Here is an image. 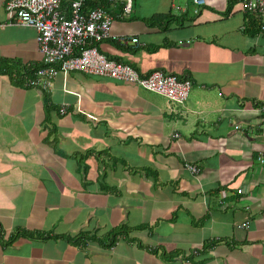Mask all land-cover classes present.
<instances>
[{
  "label": "crops",
  "instance_id": "crops-1",
  "mask_svg": "<svg viewBox=\"0 0 264 264\" xmlns=\"http://www.w3.org/2000/svg\"><path fill=\"white\" fill-rule=\"evenodd\" d=\"M228 1L131 0L128 16L109 3L111 34L139 42L98 50L185 77V104L78 70L46 89L0 71V264H264V120L249 110L264 102V32ZM4 4L0 58L40 64L36 29Z\"/></svg>",
  "mask_w": 264,
  "mask_h": 264
},
{
  "label": "built area",
  "instance_id": "built-area-1",
  "mask_svg": "<svg viewBox=\"0 0 264 264\" xmlns=\"http://www.w3.org/2000/svg\"><path fill=\"white\" fill-rule=\"evenodd\" d=\"M64 0H9L11 18L19 24L31 25L36 29V41L41 53V62L32 67L30 74L25 73L15 79H21L25 86L49 88L59 74L66 75L72 70L88 74L105 76L112 79L136 83L145 89L160 93L170 101L183 103L187 100L190 81L161 70H153L141 75L131 65L107 57L101 53L96 43L105 38H113L122 43H137L135 35L113 36L110 26L113 14L102 5L83 11L85 0H72L64 9ZM117 1V0H109ZM203 3L205 0H194ZM246 13L260 19L259 29L264 32V0H239ZM115 4V3H114ZM114 6V5H113ZM115 7V6H114ZM131 10V0L122 2L123 14ZM264 117V105L258 107ZM59 111L68 112L66 103ZM178 136V133L174 134ZM263 159V155L259 156ZM185 168L197 174L199 167L185 163ZM244 222L241 227L246 226Z\"/></svg>",
  "mask_w": 264,
  "mask_h": 264
},
{
  "label": "trees",
  "instance_id": "trees-1",
  "mask_svg": "<svg viewBox=\"0 0 264 264\" xmlns=\"http://www.w3.org/2000/svg\"><path fill=\"white\" fill-rule=\"evenodd\" d=\"M65 1V0H64ZM63 1V3H65ZM72 0H68V3H67V6L69 5V3H71ZM111 1H107V0H85L84 1V4H83V11H85L86 9H89V8H92V7H96L98 5H102V6H105L106 9L108 8V11L111 12V9H109V3ZM229 3L232 2H236V0H229L228 1ZM116 3H119V1H116ZM173 19H176L174 17H170V13L166 14V15H155L149 19H147L146 21L150 24L152 23H160L162 21H170V20H173ZM6 59H3V58H0V71H5L8 73V75L10 76V79L11 80H14L15 81V78L16 77H19V76H22L24 75L25 73H28L29 76H31L32 74L30 70H32V67L35 66V64H19L18 62L17 63H12V64H9L6 65ZM126 229H128V227H125L124 224L120 225L119 227L115 228V229H112L110 232H109V235H112V238L110 239L108 245L112 244L114 242V238L116 235H119V234H122V233H125L126 232ZM23 234H30V235H33V232H26V231H23L22 232ZM38 234L39 236H42L40 233H36ZM84 236H88V237H92V238H95L96 235H90V234H82V237H79V238H85Z\"/></svg>",
  "mask_w": 264,
  "mask_h": 264
},
{
  "label": "clouds",
  "instance_id": "clouds-1",
  "mask_svg": "<svg viewBox=\"0 0 264 264\" xmlns=\"http://www.w3.org/2000/svg\"><path fill=\"white\" fill-rule=\"evenodd\" d=\"M107 1H109V0H107ZM117 1H125V0H117ZM8 2H9V0H5V4H4V10H5V17H6V19H7V21H9V22H11V23H17L16 21H15V19H13V18H11V16H10V10H9V8H8ZM113 2V1H112ZM114 2H116V1H114ZM113 2V3H114ZM193 2L194 3H196V4H198V5H202V4H204V3H206V0L203 2V3H197V2H195L194 0H193ZM236 2H238L239 3V5H240V1L239 0H236ZM241 6V5H240ZM105 9H106V7L105 6H103ZM121 9H122V5H121ZM106 10H108V9H106ZM131 11V10H130ZM197 11L195 10V13H196ZM122 14H123V12H122ZM130 14V12L128 13V14H123V15H125V16H128ZM247 14H249V13H247ZM250 15H252V14H250ZM254 16V15H253ZM257 19H259L258 17H256ZM114 19V18H113ZM259 21H260V19H259ZM259 21H258V23H259ZM258 27H259V25H258ZM260 28V27H259ZM260 30V29H259ZM260 32H261V30H260ZM112 38V37H111ZM116 40V39H115ZM118 41V40H117ZM120 42V41H119ZM122 43V42H121ZM127 43H130V42H127ZM126 43V44H127ZM41 62V61H40ZM128 64V63H127ZM38 65V64H37ZM130 65V64H129ZM133 67V66H132ZM134 68V67H133ZM137 70V69H136ZM138 71V70H137ZM139 72V71H138ZM140 73V72H139ZM141 74V73H140ZM149 74V73H148ZM141 75H146V74H141ZM181 78H185V77H181ZM15 80H17V79H15ZM136 84V83H135ZM24 85V84H23ZM138 85V84H137ZM140 86V85H139ZM26 87H29V86H26ZM140 87H142V86H140ZM142 88H144V87H142ZM145 89V88H144ZM148 90V89H147ZM149 91H151V90H149ZM154 92V91H153ZM262 105H264V102L263 103H257L253 108H250L249 110H251V112L252 113H254L255 115H257L259 118H261L262 120H264V117L258 112V107L259 106H262ZM92 117V116H91ZM94 117H92V119H93ZM262 156L263 155V159H264V153H259V156ZM247 222V221H246Z\"/></svg>",
  "mask_w": 264,
  "mask_h": 264
},
{
  "label": "rangeland",
  "instance_id": "rangeland-1",
  "mask_svg": "<svg viewBox=\"0 0 264 264\" xmlns=\"http://www.w3.org/2000/svg\"><path fill=\"white\" fill-rule=\"evenodd\" d=\"M137 1H140V0H137ZM186 103V101L184 102V104Z\"/></svg>",
  "mask_w": 264,
  "mask_h": 264
}]
</instances>
